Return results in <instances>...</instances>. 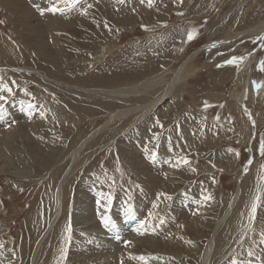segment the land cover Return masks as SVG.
Masks as SVG:
<instances>
[{
	"label": "rangeland",
	"instance_id": "obj_1",
	"mask_svg": "<svg viewBox=\"0 0 264 264\" xmlns=\"http://www.w3.org/2000/svg\"><path fill=\"white\" fill-rule=\"evenodd\" d=\"M245 1L152 0L149 7L148 0H112L111 5L106 0H80L75 8L53 12L50 9L58 4L51 0H21L18 5L26 16V22H21L23 18H16V6L12 9L8 5L12 0H0V108L4 109L0 112L4 118L0 120V146L21 139L26 143H19L18 150L10 151L11 156L9 149L2 148L11 162L0 157V244L8 251L6 256L0 253V264H197L198 259L200 264H264V244L260 242L264 233V36L250 32L264 20V0ZM83 7H87V14H82ZM50 19L70 25V29L73 22L78 24L70 34L61 26H47ZM81 21L86 27L79 31ZM193 31L195 35L189 39ZM234 34L237 36L232 41L223 43ZM184 64L194 72L178 86L172 99L105 125L112 114L146 104V96H163L166 84L177 77ZM159 74L164 75V85L155 78ZM142 82L151 91L142 93L148 89L140 87ZM137 85L138 89L133 87ZM241 86L255 88L246 108L232 96ZM124 87H133L136 92L119 95ZM100 89L118 92L106 97ZM177 97L175 120L167 117L165 123L171 128L177 121L185 128L181 126L178 132L173 124L172 133L163 131L159 143L167 150L160 152V162L156 163L143 141L156 127L155 113L163 115ZM38 116L43 122L35 126ZM138 116L141 118L130 133L129 125ZM89 136L93 137L74 159V151ZM125 143L134 145L138 158L144 161L141 164L158 177L154 188L141 180L116 149L115 144ZM167 155L172 166L166 163ZM174 157L176 162H172ZM182 159L189 163L177 167ZM166 172L169 182L175 180L173 185L168 184ZM61 183L62 213L47 231L57 214ZM240 188L239 220L224 221L216 233L225 250L218 255L222 249H217L216 255L212 253L205 260L216 223L209 220L225 212L221 209L225 200L229 202ZM108 195L115 200L118 214L124 213L120 219L134 221L126 224L132 231L123 236L118 229H111L119 244L98 241L95 246V229L102 233L104 242L115 239L110 232L106 234L109 226L102 217L107 213L99 205L107 203ZM205 196L211 198L205 200ZM131 198L137 204L135 213L126 207ZM254 202L257 210L253 219ZM79 216L92 223L91 236L83 234L85 227L77 223ZM81 237L91 239V251L88 246L82 248ZM133 240L153 241L154 245L131 252L128 248ZM40 242L34 260L33 252ZM197 246L200 257L191 261L189 255ZM107 254H114L113 258L101 257ZM75 255L80 258L74 260Z\"/></svg>",
	"mask_w": 264,
	"mask_h": 264
},
{
	"label": "bare ground",
	"instance_id": "obj_2",
	"mask_svg": "<svg viewBox=\"0 0 264 264\" xmlns=\"http://www.w3.org/2000/svg\"><path fill=\"white\" fill-rule=\"evenodd\" d=\"M34 2H36L35 0H33ZM45 1V0H44ZM51 1H53L54 2V4L55 3H57L58 4V7L59 8H62V7H64L65 5L61 2L60 3V0H51ZM103 1V0H102ZM116 1H119V0H116ZM125 1V0H124ZM190 1V0H189ZM245 1V0H244ZM12 2H13V4H8L12 9L14 8V6H16V10H17V14H16V18H23L22 20H21V22H26V16L24 15V12L21 10V8H20V6L18 5L20 2H21V0L20 1H16V3H14V1L12 0ZM39 2V1H38ZM50 2V1H49ZM95 2V1H94ZM93 2V3H94ZM100 2V1H99ZM106 2L109 4L110 3V5L112 4V0H106ZM106 2H105V4H106ZM243 2V1H242ZM246 2V1H245ZM47 3V2H46ZM96 3H98L97 1H96ZM136 3V2H135ZM36 4V6H37V3H35ZM53 4V5H54ZM99 4H101V3H99ZM103 4V3H102ZM101 4V5H102ZM120 4V3H119ZM137 4V3H136ZM136 4H134L135 6H136ZM191 4H192V2H191ZM243 4H245V3H243ZM262 4V3H261ZM93 5V4H92ZM110 5H108L109 7H111ZM114 6H115V4H113ZM117 5H118V3H117ZM129 5V4H128ZM242 5V4H241ZM38 6H39V4H38ZM47 6V5H46ZM130 6V5H129ZM129 6H128V8H129ZM48 7V6H47ZM92 7V6H91ZM105 7V6H104ZM116 7V6H115ZM114 7V8H115ZM119 7H121V6H119ZM139 6H137V8H138ZM244 7V6H243ZM248 7V6H247ZM252 7V6H251ZM41 8V7H40ZM40 8H38V9H40ZM44 8H45V6H44ZM65 8V7H64ZM84 8V7H83ZM88 8H90V7H88ZM92 8H94V7H92ZM108 8V7H107ZM118 8V7H117ZM259 8V7H258ZM42 9H43V7H42ZM48 9V8H47ZM46 8L44 9V10H47ZM66 9V8H65ZM84 9H87V7L86 8H84ZM125 9V8H124ZM132 9V8H131ZM253 9V8H252ZM255 9V8H254ZM68 10V9H67ZM66 10V11H67ZM105 10V9H104ZM108 10V9H107ZM107 10H106V12H107ZM136 10V9H135ZM91 10H89V12H90ZM94 11V10H93ZM250 11V10H249ZM251 11H253V10H251ZM250 11V12H251ZM88 12V13H89ZM95 12H96V10H95ZM101 12V11H100ZM104 12V11H103ZM103 12L101 13V14H103ZM117 12H119V11H117ZM144 12V11H143ZM149 12H150V10H149ZM25 13H28L26 10H25ZM98 13V11L96 12V14ZM121 13V12H120ZM252 13V12H251ZM56 14V13H55ZM71 14V13H70ZM73 14V13H72ZM75 14V13H74ZM73 14V15H74ZM87 14V13H86ZM106 14V13H105ZM105 14H104V16H105ZM144 14V13H143ZM247 14V13H246ZM264 14V13H263ZM57 15V14H56ZM63 15V14H62ZM94 15V14H93ZM98 15V14H97ZM126 15H128V14H126ZM136 15V14H135ZM140 15H141V13H140ZM149 15V14H148ZM249 15V14H248ZM63 16H65V15H63ZM67 16V15H66ZM103 16V15H102ZM120 16H122L121 14H120ZM47 17V16H46ZM61 17V16H60ZM76 17V16H75ZM130 17V16H129ZM48 18V17H47ZM71 18V17H70ZM74 18V17H73ZM80 18V17H79ZM144 18H145V20H147L148 18H149V16H144ZM262 18V17H261ZM260 18V19H261ZM61 19V18H60ZM74 19H77V17L76 18H74ZM73 19V20H74ZM149 19H151V18H149ZM154 19H158V18H154ZM62 20V19H61ZM66 20V19H65ZM72 19H71V21H73ZM84 20V19H83ZM50 22H46L47 24V26H49V27H54V26H56V25H58V26H61L63 29H68L69 31H70V34H74V32L75 31H73V26L74 25H76V24H78L76 21H75V23L73 22V26H72V28L70 29L69 28V26L68 25H66V24H64V26H62V25H60L57 21H52L51 22V19L49 20ZM70 21V22H71ZM85 21V20H84ZM95 21H96V19H95ZM144 21V20H143ZM92 22H94V21H92ZM146 22V21H145ZM80 24H82L81 26L80 25H78V26H80V29H79V31L80 30H82L83 29V27H86V25L84 24V22L83 21H81V22H79ZM91 23V22H90ZM96 23V22H95ZM142 23V22H141ZM71 24V23H70ZM72 25V24H71ZM114 25V24H113ZM120 25V24H119ZM145 25V24H144ZM142 26V25H141ZM118 27V26H117ZM92 28H94L93 26H92ZM99 28V27H98ZM152 28V27H151ZM89 30V29H88ZM101 30V29H100ZM99 30V31H100ZM79 31H78V33H79ZM68 32V31H67ZM250 32L251 33H254L255 34V36H258V35H262V36H264V20L262 21V22H260V23H258V24H256L254 27H253V29L252 30H250ZM96 34V33H95ZM101 34V33H100ZM238 34V33H237ZM78 35V34H77ZM237 35H233V36H227L226 38H225V40L223 41V43H228V41H232L235 37H236ZM255 36H254V38H255ZM69 37V36H68ZM81 37V36H80ZM258 38V37H257ZM70 39H72V38H70ZM155 41V40H154ZM74 42V41H73ZM107 42V41H106ZM146 42H148L147 40L145 41V43ZM149 43V42H148ZM105 44V43H104ZM147 45V44H146ZM208 45V44H207ZM88 47H90V46H88ZM93 48L95 49L96 47H95V45L93 46ZM153 50V49H152ZM80 51V50H79ZM98 51H99V49H98ZM142 52H143V50H141ZM145 52V51H144ZM40 53L41 54H43L44 53V50H41L40 51ZM100 54H102V53H100ZM103 56V55H102ZM67 57V56H66ZM142 57V56H141ZM157 58V57H156ZM221 58V57H220ZM230 58V57H229ZM155 59V58H154ZM194 59V57L193 58H191V59H189L190 60V62L189 63H191V61ZM244 59V58H243ZM244 61V60H243ZM84 63V62H83ZM128 63H130V62H128ZM241 63V62H240ZM116 64H117V62H116ZM120 64H122V62L120 63ZM242 64V63H241ZM245 64V63H244ZM243 64V66L245 67V65ZM105 65V64H104ZM126 65V64H125ZM125 65H123V66H125ZM193 65V64H192ZM117 66V65H116ZM186 66V67H185ZM121 67V66H120ZM156 67V66H155ZM185 67V68H184ZM148 68V67H147ZM184 68V69H183ZM68 69V68H67ZM241 69V68H240ZM245 69H246V67H245ZM196 70V69H195ZM124 71V70H123ZM244 71V70H243ZM243 71H242V74H243ZM194 72V69L191 67V66H188V64H184V66L182 67V70H180V72H179V74L177 75V77L173 80V81H171V82H168L167 84H166V89H165V91H164V94H163V96L161 95L160 97H158V98H151L150 96H146L147 97V103L146 104H144V105H139V106H136V107H134V108H132V109H123V110H121V111H118L117 113H115V114H112L111 115V119L109 120V122L107 123V124H105V125H109L110 123H112L114 120H121V118H126V116H127V118H129L130 117V113H133V112H135V111H138V110H141V108L143 109L142 111H144V112H147L149 109H152V108H154V107H156L157 106V103L158 102H162L163 100H166L167 98H170V99H172L171 97H173V94H175V91H176V89L178 88V86L179 85H182L183 83H184V81L188 78V76H190L192 73ZM163 73V72H162ZM166 73H164V75H165ZM175 74V73H174ZM104 75V74H103ZM106 75V74H105ZM164 75H161L162 77H164ZM120 76V75H119ZM161 76H160V74H159V76L158 77H155V78H159L160 79V84L161 85H164V83L165 82H162L161 81ZM46 79H48L49 80V78L48 77H46V76H44ZM115 78V77H114ZM240 79H242V78H240ZM118 80V79H117ZM50 81V80H49ZM237 82V81H236ZM239 82V81H238ZM113 83V82H112ZM144 84L145 83H141V85L142 86H140L139 84V86L140 87H142V88H144V87H147L148 86V84H145V86H144ZM252 84V83H251ZM133 86V87H136L137 89H138V87L139 86ZM245 85V84H244ZM250 86V85H249ZM133 87L132 88H126V87H124V88H122L119 92H121V94H119V95H124V94H128V93H134V92H136L134 89H133ZM242 87V89L240 90L239 88V90L237 89L236 91H234L233 93H232V96H233V99L234 100H236L238 103H239V105H242L243 107H245L246 108V103H247V101H248V98L251 96L250 94V91L252 90V89H255L254 87L250 90V89H247L245 86L243 87V86H241ZM42 88V87H41ZM140 89V88H139ZM101 90V89H100ZM143 90V89H142ZM151 91V88H150V86H148V89H145V90H143V91H141L142 93H144V92H146V91ZM102 92H104V93H106V97L108 96H113L115 93H117L118 92V89L117 90H115V91H113V89L112 90H106V91H104V90H101ZM117 91V92H116ZM140 91H139V93H140ZM232 91V90H231ZM92 93H94V94H97V93H99V90H93V92ZM136 95V94H135ZM142 95V94H141ZM150 95V94H149ZM103 96H105V94L103 95ZM126 96V95H125ZM128 96V95H127ZM145 97V96H144ZM260 97V96H259ZM90 98V97H89ZM112 98V97H111ZM178 98L179 97H177L176 98V100H175V102H173L172 103V106H171V108L170 109H168L163 115L162 114H160V113H155V120H156V127L154 128V131H152V132H150V135L151 136H145V139H144V141H143V143H145V148H146V150L148 151V153H149V155L151 156V157H153L154 159H155V162L157 163V162H160V159H161V157H160V152L161 153H165V151L167 150V148H164V147H162L161 146V144L159 143L160 142V139H161V136H162V134H163V131H168V132H173L174 131V128H172V125L174 124L175 126H176V128H177V131L179 132V130H180V128H181V126L182 127H184L181 123H179V122H177V121H174V122H172L171 123V128L169 127L170 125L168 124V123H165V121L167 120V117L169 118V119H171L172 121L173 120H175V115H176V113H177V109H173V108H175L176 106H175V103L177 104V102H178ZM103 99V98H102ZM69 101V100H68ZM107 102V101H106ZM236 102V103H237ZM104 103V102H103ZM110 103H112V102H110ZM254 103V102H253ZM97 104H99V102H97ZM257 104V103H256ZM115 105V104H114ZM231 106V105H230ZM79 107V106H78ZM118 108H119V106H117ZM236 107H238V106H236ZM75 108V107H74ZM117 108V109H118ZM8 109V108H7ZM116 109V110H117ZM240 109V108H239ZM120 110V109H119ZM4 111V109L3 108H0V112H3ZM6 111V110H5ZM233 111H235V110H233ZM253 112H254V110H252ZM110 112V111H109ZM242 112V111H241ZM4 113V112H3ZM2 113V114H3ZM111 113V112H110ZM240 113V112H239ZM249 113H251V111L249 110ZM248 113V114H249ZM241 114H243V113H241ZM241 114H240V116H241ZM258 114V113H257ZM140 115V114H139ZM142 115V114H141ZM246 115V114H245ZM244 116V115H243ZM52 117V116H51ZM256 117V116H255ZM140 118H141V116H138V117H135V119L130 123V125H129V132L130 133H132L133 132V129H131L135 124H137V122L140 120ZM252 118V117H251ZM257 118V117H256ZM4 118H3V115L0 117V120H3ZM46 119V118H45ZM248 119V118H247ZM36 120V119H35ZM43 120V118L42 117H39L38 116V118H37V121H36V123L35 124H33V125H35V126H37V125H39V121H42ZM254 120V119H253ZM157 121H159V123H157ZM43 122V121H42ZM42 124V123H41ZM129 124V123H128ZM235 126V125H234ZM256 126V125H255ZM103 127V126H102ZM237 127V126H236ZM99 128V127H98ZM105 128V127H104ZM103 128V129H104ZM185 128V127H184ZM235 128V127H234ZM99 130H102L101 128L100 129H98V130H96V131H99ZM191 130H192V128H191ZM193 131V130H192ZM184 132H186L185 130H184ZM207 132V131H206ZM149 133V132H148ZM174 134V133H173ZM8 135H9V137L10 138H13L14 137V134H13V131H10L9 133H8ZM188 135V134H187ZM205 135H206V133H205ZM186 136V135H185ZM192 136H194V135H192ZM93 136H89L88 138H84V140L82 141V143L80 144V146L78 147V149L76 150V151H74V153H75V156L73 157L74 159H76V156L78 157V155L80 154V151H81V148H82V146H84V144L85 143H87L91 138H92ZM208 137V134H207V136L204 138V139H206ZM148 138H151V139H148ZM182 138V137H181ZM181 142V141H180ZM19 143H25V140L24 139H21V140H18V141H15V142H13V143H4V145L3 146H0V157H2V158H4L6 161H8V162H11L12 160H11V158H10V156H11V153H10V151H13V150H18V144ZM159 143V144H158ZM26 144V143H25ZM116 146V149L117 150H119L121 153H122V156H123V158L128 162V164L130 165V167L133 169V171L134 172H136V174L137 175H139L140 176V178H141V180L148 186V187H151V188H154V186H156V184H155V182H156V180H158V177H155V176H152V175H150L149 174V168H148V166L145 164V163H142L141 164V162L143 161H141V159L140 158H138V155L139 154H137V152H135L134 150V145H128V144H126L125 143V145L124 144H120V146L118 145L117 146V144H115ZM3 147H5V148H7V149H9V155L10 156H8L7 154H5L4 153V151H3ZM3 148V149H2ZM166 149V150H165ZM133 150V151H132ZM169 150H172V149H169ZM174 150H175V147H174ZM130 151H132L133 153H130ZM168 153V152H167ZM118 155V154H117ZM178 156H180V155H178ZM120 157V156H119ZM166 159V163L169 165V166H172L171 164H170V162L169 161H167V160H170V156L169 155H167V157L165 158ZM173 159V161L172 162H176V160L177 159H175V157L174 158H172ZM73 160V159H72ZM79 160V159H78ZM73 161H75V160H73ZM180 161V160H179ZM144 162V161H143ZM173 164V163H172ZM177 165V167H179V166H181L183 163L182 162H180V163H176ZM158 165V164H157ZM264 167V166H263ZM130 168V169H131ZM171 169V168H170ZM173 170V169H172ZM87 171V170H86ZM169 171V170H168ZM106 173V172H105ZM172 173V172H171ZM256 173H257V171H256ZM261 173V172H260ZM176 174V173H175ZM248 174V173H247ZM246 174V175H247ZM253 173H251V175H252ZM108 175V174H107ZM177 175V174H176ZM258 175V174H257ZM174 175H172V177H173ZM95 177V176H94ZM102 177V176H101ZM166 177H167V182H168V184H171V185H173L174 184V182L173 181H175L174 179H172L171 178V182H169V179H170V174L168 173V172H166ZM166 177H165V179H166ZM94 179V178H93ZM254 179V178H253ZM249 180V179H248ZM89 181H90V179H89ZM100 181V180H99ZM62 182V181H61ZM92 182V181H91ZM158 182V181H157ZM244 182V181H243ZM256 182V181H255ZM264 182V181H263ZM250 184V183H249ZM248 184V185H249ZM252 184V183H251ZM165 186V185H164ZM247 186V185H246ZM251 186V185H250ZM249 186V187H250ZM254 186V185H253ZM162 188V187H161ZM124 190V189H123ZM126 190V189H125ZM145 191H146V189H144ZM163 190H165V189H163ZM163 190H162V192H163ZM170 190V189H169ZM241 190V188L239 189V191H238V193H237V195L236 196H234V198H232L229 202H227V200H225V203H224V207H221V209H223L225 212H223V213H221V215L219 216L218 214H217V216H218V218L216 217L215 219L213 218V217H211L210 218V220H209V222H211V221H213V220H215L216 221V223H215V225L213 226V228H212V230H213V235H212V237H211V239H210V242H208V245H207V247H206V250H205V253H204V256L203 257H205V260H207V259H209L210 258V255L212 254V253H215V255H216V253L218 252H216V250L217 249H222L221 250V252H220V254H218V255H222L223 254V251L225 250V244H224V242L222 241V239H221V237H218L217 238V235H216V233H217V231L221 228V226H222V223L224 222V221H227V220H230V219H232V220H235V219H238L239 220V218L237 217L238 216V212L240 211V210H238V204H239V199H240V191ZM248 190V189H247ZM175 192V191H174ZM127 193V192H126ZM62 194H63V183H61L60 185H59V187H58V189H57V200H58V210H57V214H56V216H55V218H54V220H53V222L50 224V226H49V228H48V230L47 231H51V229H52V226H54V223L55 222H57V220H58V218H59V216L61 215L60 213H62V207H61V197H62ZM263 194V193H262ZM131 195V194H130ZM252 195V194H251ZM81 196V195H80ZM130 197V196H129ZM262 197H263V195H262ZM81 197H79V199H80ZM104 198V197H103ZM78 199V200H79ZM132 200L130 201V203H128L127 205H126V207L128 208V210L130 211V213H132V212H134L135 213V210H138L137 209V204L135 203V202H133V198H131ZM76 200H77V198H76ZM221 200H223V199H221ZM101 201V200H100ZM173 201V200H172ZM101 202H103V201H101ZM101 202H100V204L99 205H102L101 206V209L103 210V213L105 214V213H107V214H105V215H103V216H110L111 218H110V221H109V223H108V226H109V230H106V234L108 233V232H110V234H112V236H113V238H115V239H112L111 240V238H110V240H109V238L107 239V240H109L108 242H104L103 241V236H102V233L101 232H99L98 230H96L95 229V231H96V237H97V239H96V237H95V241H94V245L96 246V244L98 243V241H99V243H112L114 246H115V243H118L117 241V238H116V235L114 234L115 232H113L111 229H118L119 230V235H123V234H126L128 231H132L129 227H126V224H128V223H133L134 221H129V222H124L125 221V219H120V217L121 218H123V215H124V213H119L118 214V212L116 211V209H115V204H114V202H115V200H113L112 201V203H111V205L109 206V208L110 209H108L107 207H108V201H107V203H103V204H101ZM227 202V203H226ZM80 203V206H82L83 204V202H79ZM174 203V202H173ZM176 204V203H175ZM222 204H223V202H222ZM262 204V203H261ZM40 205V204H39ZM45 206V205H44ZM177 205H175V207H176ZM223 206V205H222ZM165 208V207H164ZM167 208V207H166ZM100 209V210H101ZM165 210V209H164ZM176 210V209H175ZM177 210H178V208H177ZM111 211H113V213H111ZM198 211L200 212V210L198 209ZM180 211L178 210V213H179ZM219 212H220V210H219ZM78 213V212H77ZM133 213V216H134V218H135V214ZM220 214V213H219ZM43 215V214H42ZM79 215V214H78ZM40 216H41V214H40ZM175 216V215H174ZM81 217L79 216V218H77V223H80L81 225H84V227H85V229H84V233L83 234H85L86 236H91L92 235V232H91V229H92V223L90 222V221H85V220H81L80 219ZM174 218H176V217H174ZM49 220H51V219H49ZM74 220V219H73ZM75 221V220H74ZM112 224V225H111ZM139 224V223H138ZM90 225H91V227H90ZM197 225V224H196ZM101 226H103L102 224H101ZM83 227V226H82ZM90 227V228H89ZM197 227H198V225H197ZM104 228V227H103ZM100 229V228H99ZM180 229V228H179ZM104 230V229H103ZM108 231V232H107ZM182 231V230H181ZM174 232L176 233V231L174 230ZM178 233V232H177ZM105 234V235H106ZM109 234V233H108ZM182 235V234H181ZM124 236V235H123ZM122 236V237H123ZM82 238V241H81V245H83V247L82 248H85L84 246H88V248L90 249V247H91V244L92 243H89V241L91 240L89 237V241L87 240V239H84L83 237H81ZM86 238V237H85ZM94 238V237H93ZM140 238V237H139ZM1 240V239H0ZM121 240V239H120ZM180 241V240H179ZM92 242V241H91ZM175 242V241H174ZM1 243V242H0ZM3 243V242H2ZM87 243H89V245H87ZM153 243V241H150V244H148L147 242L146 243H142L140 240H133L131 243H130V245H129V248H128V251H131V252H135V251H139V250H141L142 248H144V249H146V248H148V247H150V245H154V244H152ZM5 243H3V245H4ZM86 244V245H85ZM119 244V243H118ZM146 244H148V245H146ZM223 244H224V246H223ZM79 245V244H78ZM78 245H77V247H78ZM80 245V246H81ZM107 245V244H106ZM5 246V245H4ZM4 246H1V244H0V253L4 256H6L7 254H8V251H5V250H3V247ZM79 246V247H80ZM109 246V245H108ZM113 246V247H114ZM117 247V246H116ZM198 247V246H197ZM40 248H41V242L35 247V250H34V252H33V255H34V260L35 259H37V255H38V253L40 252ZM105 248V247H104ZM103 248V249H104ZM77 249H79V248H77ZM76 249V250H77ZM118 249H120V248H118ZM126 249V248H125ZM83 250V249H82ZM112 250V249H111ZM116 250V249H115ZM143 250V249H142ZM190 250H191V248H190ZM195 250V249H194ZM89 251V250H88ZM90 251H91V249H90ZM104 251V250H103ZM189 251V250H188ZM192 252V251H191ZM20 253V252H19ZM85 253V252H84ZM115 253V252H114ZM71 254H73V252H71ZM113 255L114 254H107V255H105V256H101V257H106V258H109V259H112L113 258ZM1 256V255H0ZM190 256V258H192V260L191 261H193L194 259H197V257H200V246L198 247V250L194 253V254H191V255H189ZM71 258V257H70ZM78 258H80L79 256H77V255H75V256H73V259L74 260H76V259H78ZM32 259V260H33ZM82 259V258H81ZM81 259H79V260H81ZM91 259V258H90ZM88 260V259H87ZM98 260V259H97ZM199 260V263H197V264H200V259H198ZM17 261V260H16ZM89 261V260H88ZM87 261V262H88ZM94 261V260H93ZM104 261V260H103ZM91 262V261H90ZM96 262V261H95ZM188 262V261H187ZM255 262H257V261H251L249 264H255ZM77 263V262H76ZM81 262H79V264H80ZM86 263V262H85ZM93 263V262H92ZM102 263V262H101ZM128 263H131V262H128ZM128 263H126V264H128ZM82 264H84V263H82ZM86 264H90V263H86ZM131 264H133V263H131Z\"/></svg>",
	"mask_w": 264,
	"mask_h": 264
},
{
	"label": "snow or ice",
	"instance_id": "obj_3",
	"mask_svg": "<svg viewBox=\"0 0 264 264\" xmlns=\"http://www.w3.org/2000/svg\"><path fill=\"white\" fill-rule=\"evenodd\" d=\"M61 2L65 5V8H67V9L75 8L78 4H80V0H61ZM119 2L120 3H123L124 0H119ZM143 2H144V0H141V3H143ZM148 6L149 7L152 6V0H148ZM88 7H91V5H88ZM65 8L54 7L52 9H50V11H53V12H63L65 10ZM82 14H86V9H85L84 13H82ZM194 35H195V32L193 31L192 33L189 34V39H192ZM229 62L230 63H234L235 60L229 61ZM0 99H3V97H0ZM157 123H159V121H157ZM262 151H264V148H262ZM180 162H182L184 164H188L189 163L187 159H182V161H179L178 163H180ZM101 195H103V194H101ZM160 195L164 196L165 194L164 193H161ZM166 198L167 199H171L170 196H167ZM210 198H211L210 196H205V200H208ZM258 199L259 198L257 197V200ZM107 201H108V206H110L111 203H112V197H111V195H108L107 196ZM97 203H99V201H97ZM153 207H156V205H154ZM256 210H257V204L254 202L252 204V218L253 219L255 218ZM109 219H110L109 217L104 216V217H102V222L104 224H108ZM70 232H71V228L69 227V233ZM68 238L70 239L71 237L69 236ZM260 242L262 244H264V233H261V241ZM249 255H252V253H249ZM141 259H143V258L141 257ZM233 264H236V262L233 261Z\"/></svg>",
	"mask_w": 264,
	"mask_h": 264
}]
</instances>
